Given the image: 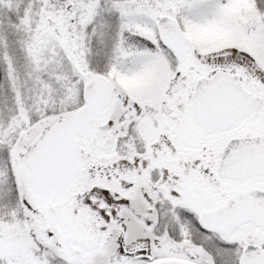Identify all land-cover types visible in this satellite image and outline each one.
I'll list each match as a JSON object with an SVG mask.
<instances>
[{
    "label": "snow or ice",
    "instance_id": "1",
    "mask_svg": "<svg viewBox=\"0 0 264 264\" xmlns=\"http://www.w3.org/2000/svg\"><path fill=\"white\" fill-rule=\"evenodd\" d=\"M0 264H264V0H0Z\"/></svg>",
    "mask_w": 264,
    "mask_h": 264
}]
</instances>
